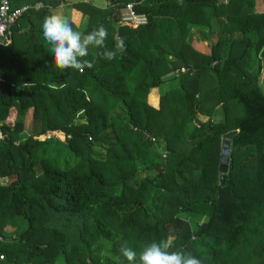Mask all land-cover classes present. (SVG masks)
<instances>
[{
    "label": "trees",
    "instance_id": "trees-1",
    "mask_svg": "<svg viewBox=\"0 0 264 264\" xmlns=\"http://www.w3.org/2000/svg\"><path fill=\"white\" fill-rule=\"evenodd\" d=\"M64 1L14 0L44 7L25 13L28 29L17 35L14 27L11 45L0 47L6 261L121 264L122 248L139 252L171 237L202 264H264V0L77 3L71 8L89 17L80 32L102 24L108 48L119 37L126 46L83 72L61 70L47 55L42 23ZM131 1L142 2L135 12L146 24H120L119 9ZM173 80L153 107L151 91ZM28 112L39 126L30 133ZM230 131L237 133L222 173ZM56 132L63 139L43 140ZM189 215L204 220L192 226Z\"/></svg>",
    "mask_w": 264,
    "mask_h": 264
},
{
    "label": "clouds",
    "instance_id": "clouds-1",
    "mask_svg": "<svg viewBox=\"0 0 264 264\" xmlns=\"http://www.w3.org/2000/svg\"><path fill=\"white\" fill-rule=\"evenodd\" d=\"M42 34L51 46L52 61L61 70L75 69L83 72L91 69L99 59L112 61L118 53L126 51L125 38L116 39L115 47L108 48L106 40L108 29L98 25L88 33L74 29L72 22L66 16L49 14L44 17ZM100 49L92 59H87L89 49ZM124 258L121 264H202V261L184 250H175L172 238L145 243L137 252L124 247L121 249Z\"/></svg>",
    "mask_w": 264,
    "mask_h": 264
},
{
    "label": "built area",
    "instance_id": "built-area-1",
    "mask_svg": "<svg viewBox=\"0 0 264 264\" xmlns=\"http://www.w3.org/2000/svg\"><path fill=\"white\" fill-rule=\"evenodd\" d=\"M142 2H128L122 8L119 9L120 24L136 28L140 25L146 24L147 18L144 14H138L135 12V5ZM44 5L42 3H36L34 5H24L19 7H13L8 0H0V47H8L12 43L13 28L17 26L18 21L29 10H39ZM181 73L185 72V68L179 70ZM6 136L0 131V140ZM45 139H63V134L60 132L53 133L43 138ZM163 157H166V153H162ZM5 243L4 237L0 235V248ZM0 264H15L14 262L8 263L6 256L0 251Z\"/></svg>",
    "mask_w": 264,
    "mask_h": 264
},
{
    "label": "crops",
    "instance_id": "crops-1",
    "mask_svg": "<svg viewBox=\"0 0 264 264\" xmlns=\"http://www.w3.org/2000/svg\"><path fill=\"white\" fill-rule=\"evenodd\" d=\"M8 1L11 3V5H12V2H14V0H8ZM80 2L81 3H89L92 6L99 8V6H98L99 4H97L96 1H94V0H81L79 2H76V1L71 2L70 0H65L64 3H62L59 7L50 9V13L68 17L69 20L75 25V27L78 28V31H84L86 29L88 21H89L88 15L84 14V13L82 14L80 11H77V10L71 8L73 5L80 3ZM36 3H41V2H36ZM36 3H34V4H36ZM20 4H22V3H20ZM34 4H32V5H34ZM105 4H106V7H108L110 2L108 0H105ZM24 5H29V4L26 3V4H23L21 6H24ZM22 19H23L22 17L19 19L18 24L15 27L17 29V35L28 29V27H26V25L25 26L21 25L22 23L25 24L24 19L23 20ZM193 29L195 30L196 27H194ZM12 38H13V35H12ZM18 41L19 40H17V42ZM90 49H93V48H90ZM90 49H89V51H90ZM47 53H48L47 55L49 57V55L51 54L50 49H47ZM260 79H261V77H260ZM156 89H153L149 95V102L153 107H157L158 99H159V94L156 92ZM7 182H8L7 178H0V185H6Z\"/></svg>",
    "mask_w": 264,
    "mask_h": 264
},
{
    "label": "rangeland",
    "instance_id": "rangeland-1",
    "mask_svg": "<svg viewBox=\"0 0 264 264\" xmlns=\"http://www.w3.org/2000/svg\"><path fill=\"white\" fill-rule=\"evenodd\" d=\"M26 1V0H25ZM71 2H79L81 0H70ZM96 1L97 4H99V8H106V4H105V0H94ZM81 3V2H80ZM86 26V25H85ZM111 38V36L109 35L107 37V40L106 41H109ZM91 51V49H90ZM257 65H258V58L257 56L254 55V57H252V61L249 65V68L252 69L253 71H256L257 70ZM176 80H173V81H167L165 82L163 85H161L159 88L156 89V92L158 94H161L163 93L164 91H166L168 88L172 87V86H175L176 85ZM259 87L261 89V91L263 92L264 94V76L262 75L261 76V79L259 80ZM237 104V103H236ZM238 105V104H237ZM119 112V111H118ZM237 113L240 114L241 113V110H240V106L238 105V109H237ZM221 115L222 113L219 111V114L216 116L217 118H220L221 119ZM197 119H199L200 121H205L207 119V117L205 116H202V115H198L197 116ZM25 122H26V126H27V131L30 133V131H37L39 126L38 125H32L31 124V112H28L26 118H25ZM196 127V123H192L189 128L187 129V133H189L192 129H194ZM103 144L99 143L98 146L96 147V154L97 155H102L103 154ZM187 219L191 222L192 226H195L199 223H201L204 218L200 215H197V216H192V215H189L187 216ZM23 225H24V222H23ZM21 229H17V233L18 231H20Z\"/></svg>",
    "mask_w": 264,
    "mask_h": 264
},
{
    "label": "water",
    "instance_id": "water-1",
    "mask_svg": "<svg viewBox=\"0 0 264 264\" xmlns=\"http://www.w3.org/2000/svg\"><path fill=\"white\" fill-rule=\"evenodd\" d=\"M236 133L237 131H230L222 136L221 151H220V166H219V170L222 173L227 172L228 164H229L231 139L234 135H236Z\"/></svg>",
    "mask_w": 264,
    "mask_h": 264
}]
</instances>
